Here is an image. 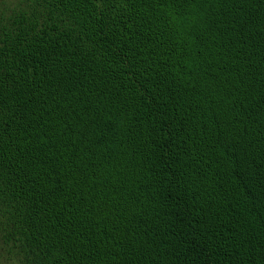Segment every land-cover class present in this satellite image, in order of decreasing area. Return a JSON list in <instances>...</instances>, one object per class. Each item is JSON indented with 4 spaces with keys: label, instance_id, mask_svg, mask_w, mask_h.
I'll use <instances>...</instances> for the list:
<instances>
[{
    "label": "trees",
    "instance_id": "trees-1",
    "mask_svg": "<svg viewBox=\"0 0 264 264\" xmlns=\"http://www.w3.org/2000/svg\"><path fill=\"white\" fill-rule=\"evenodd\" d=\"M0 241L12 264H264V0L0 8Z\"/></svg>",
    "mask_w": 264,
    "mask_h": 264
},
{
    "label": "rangeland",
    "instance_id": "rangeland-1",
    "mask_svg": "<svg viewBox=\"0 0 264 264\" xmlns=\"http://www.w3.org/2000/svg\"><path fill=\"white\" fill-rule=\"evenodd\" d=\"M14 3V0H0V8H3L5 5L11 6ZM0 264H12L0 241Z\"/></svg>",
    "mask_w": 264,
    "mask_h": 264
}]
</instances>
